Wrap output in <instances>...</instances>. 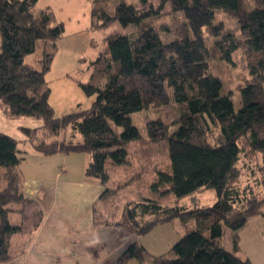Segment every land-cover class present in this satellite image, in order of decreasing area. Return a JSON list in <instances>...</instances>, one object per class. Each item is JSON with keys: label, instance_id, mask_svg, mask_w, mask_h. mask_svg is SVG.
Segmentation results:
<instances>
[{"label": "trees", "instance_id": "trees-1", "mask_svg": "<svg viewBox=\"0 0 264 264\" xmlns=\"http://www.w3.org/2000/svg\"><path fill=\"white\" fill-rule=\"evenodd\" d=\"M90 1L92 28L106 29L117 21L123 28L136 27L131 33L111 34L92 61L89 79L77 81L87 96H94L90 107L79 105L76 111L55 115L46 74L65 25L52 8L37 9L38 0H0V106L11 118L43 119L48 139L37 140V128H22L38 152L90 154L86 175L105 186L100 195L104 200L111 197L112 184L119 183L106 168L108 159L117 166L126 165L129 145L143 138L142 130L148 140L166 142L169 168L154 172V181L146 187L166 201L142 195L127 200L116 219L95 211L94 222L114 223L140 237L159 224L180 218L185 233L158 255L134 239L115 264L132 259L140 264H254L236 252L241 231L253 217H264V198L257 199L249 187H242L239 162L245 148L264 157V0H159L157 6L139 0L140 7L127 0ZM167 4L183 15L172 38L162 36L152 23H144L160 16ZM219 10L237 20L241 36L216 22ZM207 36L215 38L212 47L207 45ZM242 46L250 59L252 78L241 88V105L236 107L210 63L216 54L231 62L233 52ZM37 50H41L37 65L27 62ZM171 103L179 107L172 122L157 117L147 120L144 127L134 123L135 112ZM212 128L219 135L211 143ZM62 132L65 137L58 138ZM22 153L19 141L0 131V166L6 179L0 187V263L13 257L12 236L37 227L42 217L37 202L25 197L23 178L15 172L25 159ZM205 189L215 193L212 205L180 204L184 197ZM29 203L35 212L28 208ZM16 211L21 215L19 223L10 219V213ZM190 220L195 221L194 226H189ZM226 227L232 251L220 241Z\"/></svg>", "mask_w": 264, "mask_h": 264}, {"label": "rangeland", "instance_id": "rangeland-1", "mask_svg": "<svg viewBox=\"0 0 264 264\" xmlns=\"http://www.w3.org/2000/svg\"><path fill=\"white\" fill-rule=\"evenodd\" d=\"M127 1L135 3L138 7L142 6L139 0ZM149 1L155 6L159 3V0ZM90 2V0H40L37 5V8L52 5L56 10L59 21H62L65 25V31L58 40L57 54L54 56L52 66L46 74V79L52 89V105L57 117L78 110L79 105L82 109L90 107L94 100V96H87L77 81H87L89 79L92 72V61H94L98 52L105 46L106 40L111 34L115 32L131 33L136 30L134 26L123 28L118 21L113 22L106 29L92 28ZM182 21L183 15L180 12L173 11L171 5L167 4L160 16L149 18L144 23H152L161 31L163 34L162 36L165 38H172L175 34L174 30L181 25ZM216 22H222L227 31L241 36L237 20L226 12L222 10L217 11ZM168 31L173 32V34H169ZM214 42V37L207 36V45L209 47H212ZM35 53L40 52L37 51ZM35 53L28 56L27 59L37 65L35 60H33ZM249 62L250 59L243 46L233 52L231 62L225 61L220 54L214 55L211 59L210 66L212 72L221 77L224 84V92L232 95L236 107L241 105V88L252 78ZM178 115V105L171 103L163 106L152 105L143 111L135 112L132 118L138 127H144L149 119L161 117L169 123L176 119ZM4 119L11 121V123L6 124L7 127H3L0 122V130H4L5 132L8 130L14 133L18 124L13 123H16L14 121H18L26 127L37 128V140L49 138L44 136V121L41 118L20 117L14 118V121L8 120L7 118ZM1 120L0 117V121ZM142 133L143 138L133 141L129 145V160L126 165L117 166L112 163L110 159L106 162L108 172L113 179L119 182L115 185L112 184L114 188L109 191L111 196L109 199L112 202L113 213L108 212L107 218H118L127 200L139 199L142 198V195H147L149 198H162L158 193L149 192V190L146 189L147 182L144 178L148 175L147 177L149 180H152L154 172L156 173L158 169L169 168L167 144L164 141H150L144 130H142ZM67 135L69 136L68 133ZM218 135V129L212 128L209 132L208 140L211 141V143L215 142ZM14 136L19 138V146L24 150V153L21 155L25 157V159L15 170V172L19 173L23 178L21 183L22 186H27L28 184L32 186L43 185L48 188V191H51V186L56 187L58 183H65V185L72 184L74 188L78 187V183L87 177L91 183L97 185L100 189L101 182L94 177H88L86 175V168L91 161L90 154L72 152L44 155L33 148L32 142L27 136L18 137L17 133L14 134ZM77 136L80 137L79 135ZM64 137V132H62L58 138ZM246 150H248V148H245L240 154L239 166L242 172L240 182L242 187L247 186L252 194L255 193L253 197L262 199L264 198V172L262 170L264 166V157L257 153H248ZM153 155H155L156 164H154V162L152 163V158H149ZM122 182L124 183L122 184ZM5 183V170L4 167L0 166V187L4 186ZM62 187H64L63 184ZM69 187L71 186L69 185ZM115 187H117V189ZM87 189L90 190L91 187ZM104 189L101 188L100 192ZM78 197V192L72 195L73 199H77ZM167 197L169 198L171 196L169 195ZM162 199L166 201L165 196ZM171 199H173V197ZM171 199L168 200L169 203L173 202ZM194 200L197 206H210L215 202V193L206 189L203 192L184 197L181 200V204L185 206L193 205ZM28 208L33 212L36 211V208L31 203L28 204ZM97 213H101L99 208L97 209ZM36 217H38L37 214H35V221ZM10 218L13 223H19L20 215L18 212H11ZM188 224L189 226H194L195 221L190 220ZM108 226L117 227L114 223H110ZM173 227L179 234V238L185 233L186 227L183 226L179 218L173 221ZM119 229L124 231L125 234L127 233L122 227ZM19 238H21L20 233L13 236L12 249L15 247V243ZM92 238L97 239L96 243L100 250L101 246L104 244H102L101 237L92 236ZM240 238V250L236 252L237 255L242 258L251 259L254 264H264V217H253L248 225L241 231ZM220 241L226 249L230 251L233 250L231 233L228 227L225 228ZM126 264L140 263L137 260H129ZM141 264H146V262L143 261Z\"/></svg>", "mask_w": 264, "mask_h": 264}, {"label": "crops", "instance_id": "crops-1", "mask_svg": "<svg viewBox=\"0 0 264 264\" xmlns=\"http://www.w3.org/2000/svg\"><path fill=\"white\" fill-rule=\"evenodd\" d=\"M39 2L40 0H38L37 5ZM46 7L52 8L58 19L56 10L52 5H46L45 7H39L37 9ZM37 51L40 53H35L33 59L35 62L41 57V50ZM27 58V62L34 64ZM50 100L52 103L51 96ZM0 117L2 119L0 122L3 127H7L6 124L11 123V121H7L4 118L14 121V118L6 115L1 106ZM14 122L16 123L13 124H18L17 128L15 127L17 132L15 131L13 133L8 130L7 132L4 130L0 131L10 134L13 137H15L14 134L16 133L18 137H25L26 135L22 128L26 126L20 124L18 121ZM15 138L20 143L19 138ZM153 162L156 164L155 155H153ZM152 178L155 179V176ZM153 179L149 180L148 177L145 178L147 182L146 187L149 182L153 181ZM62 184L64 187H62ZM62 184L58 183L56 187L51 186V191H48V188L43 185L32 186L28 184L27 186H22L25 197L37 202L42 217L37 227L20 232L21 238L17 240L13 249L11 247L13 244L12 236L10 248L13 257L11 260L0 264H115L118 256L124 250L126 245L134 239H138L142 242L149 252L155 255L168 251L179 239V234L173 227V221L176 218L171 222L157 225L151 230V232L140 237H136L128 232L125 234L118 226L97 225L94 222V217L95 211H97L98 208L101 210V214L105 217H108V212L113 213L111 200L100 199V195L103 191L100 192V189H104L105 186L101 184L99 189V187L91 183L87 177L78 183V187L73 188L72 184ZM69 185L71 187H69ZM88 187H91V189H87ZM146 189H148L149 192H152L150 188ZM75 192L79 193L77 199L72 198V195ZM193 203V205L189 206H197L195 200ZM20 221L21 215L19 222ZM92 236L101 237L102 244H104L101 246L100 250L96 243L97 239L92 238Z\"/></svg>", "mask_w": 264, "mask_h": 264}]
</instances>
